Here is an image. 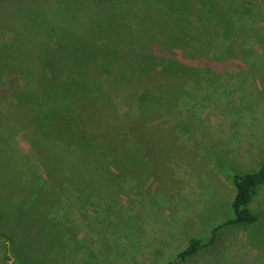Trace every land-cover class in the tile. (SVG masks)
<instances>
[{
    "label": "rangeland",
    "instance_id": "374dc122",
    "mask_svg": "<svg viewBox=\"0 0 264 264\" xmlns=\"http://www.w3.org/2000/svg\"><path fill=\"white\" fill-rule=\"evenodd\" d=\"M181 1L0 0V264H264V188L250 204L256 224L222 226L232 218V175L256 170L264 157V0H186L208 29L218 22L208 10L229 13V25L251 32L245 41L255 54L254 69L240 61L210 64L209 82L203 75V88L191 89L188 104L204 134L189 137L184 114L133 117L126 109L108 119L114 94L125 93L122 102L132 105L130 88L114 78L123 73L116 65L132 60L118 47L140 17L151 11L154 23H166L156 9L176 13ZM73 60L92 69L86 92L75 102L69 95L71 110L80 106V130L126 148L130 185H101L102 175L118 182L113 153L107 172H95L89 185L69 184L70 173L76 177L74 169L91 160L67 151ZM195 120L188 123L198 128ZM192 238L205 247L178 260Z\"/></svg>",
    "mask_w": 264,
    "mask_h": 264
},
{
    "label": "trees",
    "instance_id": "16d2710c",
    "mask_svg": "<svg viewBox=\"0 0 264 264\" xmlns=\"http://www.w3.org/2000/svg\"><path fill=\"white\" fill-rule=\"evenodd\" d=\"M191 2L186 0L181 1L180 7L176 13L168 9L162 10L157 8V13L165 19H168L166 23H162V21L154 23L151 17L152 13L150 14L151 11L148 12L147 14L150 15L145 14L139 18L141 20V25L140 23L136 25L132 38L124 47L125 49L119 48L117 45L122 55H127L128 53L130 55L129 57L132 59L127 62L128 59L124 56L128 65L127 63L122 67L116 65L122 69L123 73L114 77L118 84H121L125 88L126 86L130 88L127 99L132 102V105L129 107V103L122 102L126 100H122L125 93H122L121 98L118 94H114L107 103L108 119L113 120L119 116L122 117L121 113L126 109L130 110L133 117L148 114L151 118L154 116H162L167 118L173 117L175 119L178 115L184 114L187 122L183 121L184 118H182L181 123L187 127L188 132L191 130V135L189 137H193L196 133L200 135L204 134V130L200 129V123L197 122L191 114V111L194 109L192 106L193 103L188 104L194 102L190 94L191 89L197 87L203 88L198 84V81H201L200 78L203 75H210L205 78L204 84L209 82L208 80L212 77L213 71L212 68H209L210 64L227 61H240L242 64H250V62H252L250 59L254 54V50H252L250 45L245 41L249 37L248 33L251 32H241L238 31L235 26L229 25L231 16L228 12V15L225 14V17H220V11H217L216 8L208 10L209 19L215 18L216 20L217 18L218 22L222 21V28H218V22H215V24L208 29L205 26L199 25L203 17L201 13H198L197 7H194L195 2ZM189 4L191 10L186 8ZM201 6L202 8L206 7L204 4H201ZM110 16L105 18L107 22ZM162 24L164 27H162ZM215 37L216 41L213 40ZM84 41L88 43L89 39ZM115 52L117 51L115 50ZM131 54H134V58L131 57ZM182 58L187 59V63H185ZM195 62H197V66L194 65ZM73 63L76 65L77 69L73 70L74 73L68 76V81L72 83V90L70 93H67L65 98V100L67 99L65 109L67 110L69 119L68 127H70L68 135L72 138L69 143H67L71 147V150L67 149V151L72 155L79 154L77 156L79 158L90 157L91 160H85L84 166L81 162V164L74 169L77 175L76 177L73 176V173H70L69 184L85 185L86 182H88L89 185L91 183L90 180L96 177V175H94L96 174L95 172L100 170L101 172H107L105 167L108 160H110L108 156L109 153H113V155H118V158H120V160L116 162L118 165V182L113 178L108 179L101 174V185H130L131 172L134 169V165L131 163L132 161L130 162L126 159V156H130L126 148L116 150L111 141L104 142L106 145H104V143L101 145L99 144V140H89L88 136L83 134L80 130L83 123L76 119V108L80 106H77L78 104L76 103L73 108L74 110H71L69 95H71L72 101L75 102L77 99H75L74 96L78 98L86 92L85 83L88 82L84 81L88 80L92 69L86 70L87 66H89V61L87 60H77ZM249 67L254 69L251 64ZM127 71L130 72V74L127 75ZM78 73L82 74L81 78ZM200 94L199 96L201 99L207 98L206 95H203L204 93ZM93 97L95 96L92 95L90 98ZM180 101L186 104L176 103ZM94 113L98 114V111H94L93 114ZM98 116L99 115H95V117ZM190 119L195 120L198 124V128H194L193 124L188 123ZM78 151L80 153H78ZM98 155H102L104 167L100 164L97 165ZM123 156L125 161L122 159ZM82 172L84 178L80 175ZM77 177L81 180H77ZM232 184L234 187V195L230 203L232 218L224 222L222 226H250L256 224L257 216L250 209V204L257 195L259 189L264 188V157L256 170L250 173L233 174ZM217 228L212 230V237L208 243L213 241L214 232ZM205 245L206 244H204L200 238H192L187 245L177 253L176 258L180 261H184L194 256L199 250L203 249ZM166 264L174 263L167 262Z\"/></svg>",
    "mask_w": 264,
    "mask_h": 264
}]
</instances>
